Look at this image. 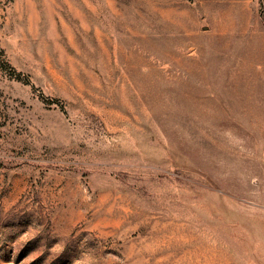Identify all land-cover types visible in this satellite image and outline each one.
<instances>
[{"label":"rangeland","instance_id":"374dc122","mask_svg":"<svg viewBox=\"0 0 264 264\" xmlns=\"http://www.w3.org/2000/svg\"><path fill=\"white\" fill-rule=\"evenodd\" d=\"M0 264H264V0H0Z\"/></svg>","mask_w":264,"mask_h":264}]
</instances>
